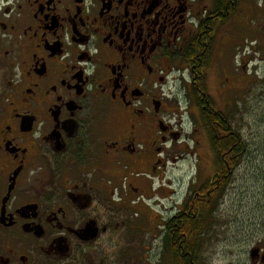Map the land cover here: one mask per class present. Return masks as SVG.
Masks as SVG:
<instances>
[{
	"label": "flooded vegetation",
	"instance_id": "obj_1",
	"mask_svg": "<svg viewBox=\"0 0 264 264\" xmlns=\"http://www.w3.org/2000/svg\"><path fill=\"white\" fill-rule=\"evenodd\" d=\"M263 41L264 0H0V264H159L187 243L207 153L216 172L232 139L233 175L248 154L234 73ZM244 257L264 264V237Z\"/></svg>",
	"mask_w": 264,
	"mask_h": 264
},
{
	"label": "rangeland",
	"instance_id": "obj_2",
	"mask_svg": "<svg viewBox=\"0 0 264 264\" xmlns=\"http://www.w3.org/2000/svg\"><path fill=\"white\" fill-rule=\"evenodd\" d=\"M241 44L240 41L239 46ZM254 46L257 49H253ZM244 51H240V54L243 53L245 59L251 61L242 62V67L245 65L247 70L238 69L234 77L239 76L236 79L237 127L248 141L249 150L241 169L232 176L221 205L204 235H201L200 258L205 260L202 264H245L246 248L264 237V41L263 45L244 47ZM180 101L183 104V96ZM212 158V154L207 153V166L203 167L202 182L214 175ZM188 169L191 178L196 176L193 160ZM180 176L175 175L176 178ZM138 223L142 227L149 226L147 219L142 216L138 218ZM133 240L128 246L139 248V240ZM154 256L159 264H170L171 252L163 253L161 245H157Z\"/></svg>",
	"mask_w": 264,
	"mask_h": 264
},
{
	"label": "trees",
	"instance_id": "obj_3",
	"mask_svg": "<svg viewBox=\"0 0 264 264\" xmlns=\"http://www.w3.org/2000/svg\"><path fill=\"white\" fill-rule=\"evenodd\" d=\"M241 136V133H239ZM232 139L226 140L222 138L217 142L216 151L218 159L216 161V172L214 175L206 181L204 186L197 191L200 193L197 197L198 199H203V202H199L194 206V212L196 216H191L187 220L186 225L182 223L181 227H188L190 231V236L188 242L183 244L184 239H179L176 241L175 248L172 249V258L175 260L176 264H194L195 258L199 254L200 248L197 249L199 243L203 238L202 232L206 231L214 213L217 211L225 197L227 190L231 184V178L233 174L229 173V167L231 166V148ZM244 141H241V137L238 140L237 152L239 157H241L244 151ZM228 163V165H227ZM170 241L172 239H169ZM179 242V243H178ZM186 252V257L183 258L182 250ZM195 251V252H194ZM189 254V255H188ZM188 257V258H187ZM186 259V260H185Z\"/></svg>",
	"mask_w": 264,
	"mask_h": 264
}]
</instances>
